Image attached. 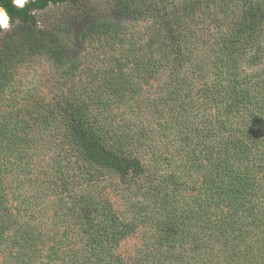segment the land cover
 Returning a JSON list of instances; mask_svg holds the SVG:
<instances>
[{
    "label": "trees",
    "instance_id": "trees-1",
    "mask_svg": "<svg viewBox=\"0 0 264 264\" xmlns=\"http://www.w3.org/2000/svg\"><path fill=\"white\" fill-rule=\"evenodd\" d=\"M86 3L0 0V93L30 56L61 72L54 104L0 109V264H264V0ZM57 5L70 45L35 20Z\"/></svg>",
    "mask_w": 264,
    "mask_h": 264
},
{
    "label": "rangeland",
    "instance_id": "rangeland-1",
    "mask_svg": "<svg viewBox=\"0 0 264 264\" xmlns=\"http://www.w3.org/2000/svg\"><path fill=\"white\" fill-rule=\"evenodd\" d=\"M29 1V0H28ZM90 3L93 8L100 7L99 9L92 10L95 15L102 13L105 4V0H87L88 4ZM26 4V3H25ZM96 12V13H95ZM72 15V16H71ZM35 20L37 21L38 25L41 27H50L56 25L60 29L59 32V39L63 40V42L67 43L68 45L71 44L73 41V29L70 31L71 33L65 34V30L62 29L67 28V19L76 17L75 19L80 22L82 18L77 17L78 11L73 8L72 6L68 5H57V6H50L48 9L44 11H37L34 12ZM98 16V15H97ZM75 20V22H76ZM74 22V21H73ZM73 22L68 26L69 28H73ZM132 27V26H130ZM135 28V27H133ZM12 29V24L9 20V27L7 29L0 28V49H3L5 33L6 31ZM62 38V39H61ZM102 43V42H101ZM94 45L88 47L87 49L97 50L96 53H99L100 49H97V46H102L99 43V40H95L93 42ZM104 44V43H103ZM104 45H107L104 44ZM61 72L60 69L56 68L53 64V61L50 57L46 55H36L30 56L28 59L20 65L17 70V74H15V82L3 93H0V109L5 111H15L21 107L23 110H28L34 103L41 102V100L48 101L53 96L52 104L55 103L54 98L56 95L60 93V89L57 88L58 80L60 78ZM33 108V107H32ZM124 109V108H123ZM128 110V109H127ZM135 117V114L132 115ZM136 121L135 119H133ZM137 123V122H136ZM138 125H141L137 123ZM156 129L152 128L150 125L149 128L155 130V136L157 138L156 146L155 144L149 148H144L140 150V154L143 157L144 161L149 162L150 160H154L155 158H159L162 153H168L172 151H166L169 144L171 135L168 131L163 133V130H159L157 128V124L154 123ZM135 129V128H134ZM154 143V142H153ZM178 144L175 143L173 145L172 150H174L175 156L173 160L180 159L178 152L175 150L178 149ZM155 147V148H154ZM47 158V157H45ZM39 159V158H37ZM38 167L41 166L40 161H36ZM44 164V163H43ZM105 175L106 181L115 185L119 182V177L115 176V174L111 173H102ZM33 189V188H30ZM110 190V187H109ZM31 191V190H30ZM114 191L111 192L113 194ZM113 197L114 207L125 209L126 205L122 197ZM149 232H145L144 228H139L134 235L130 236L129 238L125 239L121 245V251L126 255V257L133 256L141 252V248L144 246L146 242L149 241Z\"/></svg>",
    "mask_w": 264,
    "mask_h": 264
},
{
    "label": "clouds",
    "instance_id": "clouds-1",
    "mask_svg": "<svg viewBox=\"0 0 264 264\" xmlns=\"http://www.w3.org/2000/svg\"><path fill=\"white\" fill-rule=\"evenodd\" d=\"M28 0H13V3L18 7H23ZM9 27L8 14L0 8V28L7 29Z\"/></svg>",
    "mask_w": 264,
    "mask_h": 264
},
{
    "label": "flooded vegetation",
    "instance_id": "flooded-vegetation-1",
    "mask_svg": "<svg viewBox=\"0 0 264 264\" xmlns=\"http://www.w3.org/2000/svg\"><path fill=\"white\" fill-rule=\"evenodd\" d=\"M0 8H1V6H0ZM3 8V7H2ZM5 10V9H4ZM6 11V10H5ZM6 13H7V11H6ZM8 14V13H7ZM8 16H9V14H8ZM9 20H10V17H9Z\"/></svg>",
    "mask_w": 264,
    "mask_h": 264
},
{
    "label": "water",
    "instance_id": "water-1",
    "mask_svg": "<svg viewBox=\"0 0 264 264\" xmlns=\"http://www.w3.org/2000/svg\"><path fill=\"white\" fill-rule=\"evenodd\" d=\"M2 8V7H1ZM4 10V8H2ZM5 11V10H4ZM6 12V11H5ZM9 17V16H8Z\"/></svg>",
    "mask_w": 264,
    "mask_h": 264
}]
</instances>
